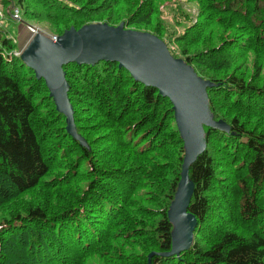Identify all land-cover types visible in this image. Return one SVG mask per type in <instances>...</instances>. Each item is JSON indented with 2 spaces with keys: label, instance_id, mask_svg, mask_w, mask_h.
I'll use <instances>...</instances> for the list:
<instances>
[{
  "label": "trees",
  "instance_id": "1",
  "mask_svg": "<svg viewBox=\"0 0 264 264\" xmlns=\"http://www.w3.org/2000/svg\"><path fill=\"white\" fill-rule=\"evenodd\" d=\"M54 35L103 24L160 39L209 81L189 168L197 227L173 249L187 147L174 104L115 61L63 67L67 129L0 26V264H264V0H0ZM192 10H196L192 12Z\"/></svg>",
  "mask_w": 264,
  "mask_h": 264
},
{
  "label": "water",
  "instance_id": "2",
  "mask_svg": "<svg viewBox=\"0 0 264 264\" xmlns=\"http://www.w3.org/2000/svg\"><path fill=\"white\" fill-rule=\"evenodd\" d=\"M22 60L45 79L57 109L67 118V129L75 135L74 109L68 97L69 86L63 67L70 63L95 65L100 61H115L140 81L158 88L160 94L174 104L187 155L182 178L170 213L177 225L173 249L169 255H180L189 248L197 227L194 215L187 213L194 185L189 168L204 152V126H218L211 121L204 104L206 89L212 84L198 78L193 70L175 60L165 44L149 33L125 29L124 24L113 27L93 24L79 30L71 29L52 43L42 35L33 38L22 54Z\"/></svg>",
  "mask_w": 264,
  "mask_h": 264
},
{
  "label": "rangeland",
  "instance_id": "3",
  "mask_svg": "<svg viewBox=\"0 0 264 264\" xmlns=\"http://www.w3.org/2000/svg\"><path fill=\"white\" fill-rule=\"evenodd\" d=\"M16 4L18 5V0H16ZM8 10L9 7H4L3 5L0 4V26L3 27V29H5L6 31H8L10 36L15 38L16 42L19 44L20 50L23 52L27 49V47L30 45V43L33 40V35L30 34L26 29L28 24L30 25L33 23L28 20L26 21L23 18L22 13H21V17L23 22H19L12 19V16L10 15ZM194 11L196 10H192V12ZM36 26L50 33V30H48L44 26H40V25H36ZM175 226L177 228V225ZM176 233H177V229H176Z\"/></svg>",
  "mask_w": 264,
  "mask_h": 264
},
{
  "label": "built area",
  "instance_id": "4",
  "mask_svg": "<svg viewBox=\"0 0 264 264\" xmlns=\"http://www.w3.org/2000/svg\"><path fill=\"white\" fill-rule=\"evenodd\" d=\"M13 18L17 21H22L21 19V12L19 8H15L14 13H13ZM27 30L30 34L33 35V38L36 37L38 34L42 35L43 37H45L46 39H48L50 42L55 43L57 42L59 36L58 35H54L52 33H48L44 30H42L41 28L35 27V26H31V25H27ZM15 56H21L22 55V51L20 52H15L14 53Z\"/></svg>",
  "mask_w": 264,
  "mask_h": 264
},
{
  "label": "clouds",
  "instance_id": "5",
  "mask_svg": "<svg viewBox=\"0 0 264 264\" xmlns=\"http://www.w3.org/2000/svg\"><path fill=\"white\" fill-rule=\"evenodd\" d=\"M21 12V11H20ZM14 13V12H13ZM12 19H14L13 18V14H12ZM21 19H22V17H21ZM15 20V19H14ZM17 21V20H16ZM19 22H23V21H19ZM29 25V24H28ZM31 26H36L35 24H30ZM36 27H38V26H36ZM39 28V27H38ZM26 29H27V27H26ZM28 31V30H27ZM51 33V32H50ZM24 52V51H23ZM23 52H22V54H23ZM22 56V55H21Z\"/></svg>",
  "mask_w": 264,
  "mask_h": 264
}]
</instances>
